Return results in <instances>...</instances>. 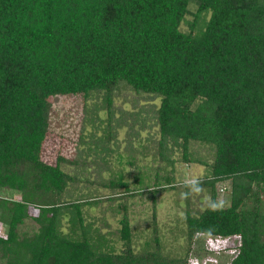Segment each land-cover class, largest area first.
<instances>
[{"label":"trees","instance_id":"obj_1","mask_svg":"<svg viewBox=\"0 0 264 264\" xmlns=\"http://www.w3.org/2000/svg\"><path fill=\"white\" fill-rule=\"evenodd\" d=\"M127 87L161 98L159 154L172 167L149 175L150 190L130 160L140 192L175 189L177 150L207 168L181 184L187 201L191 187L210 200L172 229L174 249L156 211L140 244L127 213L104 231L89 212L100 198L71 188L65 143L47 158L58 96L102 99L112 119ZM101 141L89 152L105 153ZM104 186L130 189L122 174ZM0 228V264H190L198 235L240 236L229 264H264V0H0Z\"/></svg>","mask_w":264,"mask_h":264},{"label":"rangeland","instance_id":"obj_2","mask_svg":"<svg viewBox=\"0 0 264 264\" xmlns=\"http://www.w3.org/2000/svg\"><path fill=\"white\" fill-rule=\"evenodd\" d=\"M192 9L196 10V6L192 5ZM183 28L186 29L187 26L184 25ZM101 102L102 99L90 100L86 108L79 99L70 96L56 98L50 113L52 139L49 140L51 150L47 158L53 160L60 142L65 143L64 153L78 160L76 165L66 166L69 171L78 174V179L71 188H76L81 194L91 192L93 196L100 198L101 203L90 207L89 212L93 219H97V225H103L104 231H117L121 225L120 219L127 213L135 239L139 237L140 244L151 233L156 211L157 224L165 242L171 249L181 246L182 239L172 241L177 234L172 229L183 221L188 208L201 211L210 200V193L206 188L191 187V197L187 201L186 189L181 184L203 177L207 173L206 166L198 163L187 164L181 160L182 151L177 150L174 154L177 159L174 165L176 187L158 192L153 199L152 194L147 192L148 188L154 189L149 175L153 178L158 169L162 174L165 173L164 168L167 171L172 169L159 154L161 133L155 119V110L160 106L161 98L153 94L137 93L129 87L123 88L114 97L112 119L109 110ZM138 111H141L140 115L133 114ZM86 113L96 120L88 121ZM91 132L96 133L95 138L90 137ZM102 136L106 141L110 137L107 143L101 141L105 143L103 146L107 150L95 156V152H89V147L95 148ZM191 148L201 157L211 158L212 153L205 145L193 143ZM132 159L140 167L145 182L149 184L148 188H143V193L140 192L143 186L137 181V168L129 162ZM119 174L130 183L129 191L125 187L112 189L104 186ZM66 197H70L69 193ZM101 219L106 220L105 224ZM2 229L0 228V232ZM240 244V236L198 235L193 242L189 262L229 264L237 254Z\"/></svg>","mask_w":264,"mask_h":264}]
</instances>
